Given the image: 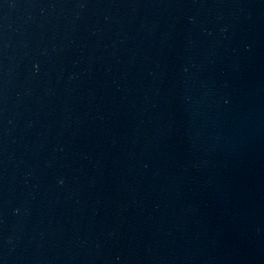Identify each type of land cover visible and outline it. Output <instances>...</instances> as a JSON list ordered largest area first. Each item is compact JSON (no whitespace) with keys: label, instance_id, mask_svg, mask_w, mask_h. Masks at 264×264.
Here are the masks:
<instances>
[{"label":"water","instance_id":"obj_1","mask_svg":"<svg viewBox=\"0 0 264 264\" xmlns=\"http://www.w3.org/2000/svg\"><path fill=\"white\" fill-rule=\"evenodd\" d=\"M0 264H264V0H0Z\"/></svg>","mask_w":264,"mask_h":264}]
</instances>
